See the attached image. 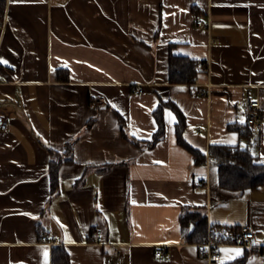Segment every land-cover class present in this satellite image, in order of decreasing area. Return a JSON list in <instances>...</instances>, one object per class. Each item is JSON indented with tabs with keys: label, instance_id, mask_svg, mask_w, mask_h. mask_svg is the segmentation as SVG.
I'll use <instances>...</instances> for the list:
<instances>
[{
	"label": "crops",
	"instance_id": "crops-1",
	"mask_svg": "<svg viewBox=\"0 0 264 264\" xmlns=\"http://www.w3.org/2000/svg\"><path fill=\"white\" fill-rule=\"evenodd\" d=\"M0 10V264H55V251L69 264H264V184L227 190L206 163L211 145H228L264 164V129L230 128L255 101L264 122V0H5ZM171 52L202 63L192 83H170ZM162 101L184 113L204 160L179 145L170 109L165 137L145 145ZM71 141L75 160L52 195L51 150ZM184 208L207 215L219 261L183 235ZM244 226L262 230V248L233 245ZM97 228L106 245L93 242Z\"/></svg>",
	"mask_w": 264,
	"mask_h": 264
},
{
	"label": "trees",
	"instance_id": "trees-1",
	"mask_svg": "<svg viewBox=\"0 0 264 264\" xmlns=\"http://www.w3.org/2000/svg\"><path fill=\"white\" fill-rule=\"evenodd\" d=\"M4 5L5 0H0V6ZM2 11L3 10H0V14L3 13ZM201 64V62L171 52L168 66L170 83H192L195 76L200 72ZM166 109L172 110L177 116L178 122L176 124V134L179 145L193 153L199 161L204 160L206 154L192 147L186 141V118L184 113L173 101H162L154 111L158 128L153 138L149 142H146L145 145L153 147L165 137ZM120 120H122V118H120ZM121 124L123 126V134L127 137L125 124L122 121ZM230 128L238 130L242 135L252 133L247 125H233ZM51 156L49 174L52 195H57L59 193V171L61 166L64 163H72L75 160V141L68 142L66 150L63 153L51 150ZM209 157L211 164L218 168L219 183L222 188L231 191L244 192L249 189H257L264 184V164L260 163L258 158L247 148H242L240 146L211 145L209 149ZM180 223L183 235L189 242L202 243L208 235V218L207 215L200 210L192 211L189 208H184ZM192 225L194 226V229L190 232ZM53 261L55 264H69L70 257L65 251L58 254L55 251Z\"/></svg>",
	"mask_w": 264,
	"mask_h": 264
},
{
	"label": "built area",
	"instance_id": "built-area-1",
	"mask_svg": "<svg viewBox=\"0 0 264 264\" xmlns=\"http://www.w3.org/2000/svg\"><path fill=\"white\" fill-rule=\"evenodd\" d=\"M197 23L204 27L208 26V24L202 20H198ZM3 82H4L3 78L0 77V83ZM141 93H143V89L141 88L135 91V94H141ZM94 101L100 104L103 101V99L98 98L95 99ZM251 108L253 110L248 115L246 125L253 133L260 134L263 132L264 129V122L260 111V103L257 101L252 102ZM6 129H7L6 116L0 115V130H6ZM208 157L209 156L207 155L206 163H209ZM194 162H198L197 157L194 159ZM260 234H262V230H257L249 226H244L240 228V230L234 235L232 243L234 246L243 247V248H249V249L262 248L263 243ZM212 238L213 237L211 232L208 231V236L205 238L204 242L199 246L201 259L209 263L217 262L221 258V254L217 249L218 246L217 244H215ZM92 240L94 243L100 245L107 244L104 238V232L102 228H97V230L92 234ZM41 241L45 244H48L49 246H53L58 243V238L56 235L53 234H43L41 236ZM164 255L165 254L163 251L157 252V256L161 259L164 257Z\"/></svg>",
	"mask_w": 264,
	"mask_h": 264
},
{
	"label": "water",
	"instance_id": "water-1",
	"mask_svg": "<svg viewBox=\"0 0 264 264\" xmlns=\"http://www.w3.org/2000/svg\"><path fill=\"white\" fill-rule=\"evenodd\" d=\"M193 229H194V226L192 225V226H191V230H190V232H192V231H193Z\"/></svg>",
	"mask_w": 264,
	"mask_h": 264
},
{
	"label": "snow or ice",
	"instance_id": "snow-or-ice-1",
	"mask_svg": "<svg viewBox=\"0 0 264 264\" xmlns=\"http://www.w3.org/2000/svg\"><path fill=\"white\" fill-rule=\"evenodd\" d=\"M233 251H236L237 253H239L240 250H233Z\"/></svg>",
	"mask_w": 264,
	"mask_h": 264
}]
</instances>
